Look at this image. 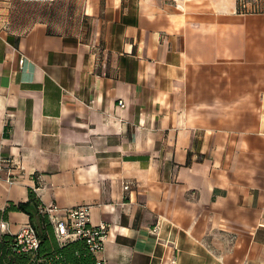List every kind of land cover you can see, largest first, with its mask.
Returning a JSON list of instances; mask_svg holds the SVG:
<instances>
[{
  "label": "crops",
  "instance_id": "1",
  "mask_svg": "<svg viewBox=\"0 0 264 264\" xmlns=\"http://www.w3.org/2000/svg\"><path fill=\"white\" fill-rule=\"evenodd\" d=\"M72 1L75 30L0 26V211L88 204L107 264H264V11Z\"/></svg>",
  "mask_w": 264,
  "mask_h": 264
},
{
  "label": "built area",
  "instance_id": "2",
  "mask_svg": "<svg viewBox=\"0 0 264 264\" xmlns=\"http://www.w3.org/2000/svg\"><path fill=\"white\" fill-rule=\"evenodd\" d=\"M120 106H124V103L120 102ZM1 162L3 166L9 168V173L13 170V166H16L14 160L9 157L2 158ZM6 181L8 184H13L16 178L11 175L6 178ZM123 187L125 190L129 189L130 182L125 181ZM40 211L47 216L52 225L57 246L62 247L80 240L86 252L92 257V264H107L102 252L109 232V224L106 221L92 223L88 204L61 207L57 203H50L40 207ZM6 224L5 220L0 219V242ZM152 231L157 232V225L152 228ZM10 235L12 251L24 259L21 264H71L57 252L39 253L41 239L36 227L29 222L22 224Z\"/></svg>",
  "mask_w": 264,
  "mask_h": 264
},
{
  "label": "rangeland",
  "instance_id": "3",
  "mask_svg": "<svg viewBox=\"0 0 264 264\" xmlns=\"http://www.w3.org/2000/svg\"><path fill=\"white\" fill-rule=\"evenodd\" d=\"M244 10L264 11V0H238ZM0 26L25 28L44 21L55 31L75 30L81 12L72 0H9L0 11Z\"/></svg>",
  "mask_w": 264,
  "mask_h": 264
},
{
  "label": "trees",
  "instance_id": "4",
  "mask_svg": "<svg viewBox=\"0 0 264 264\" xmlns=\"http://www.w3.org/2000/svg\"><path fill=\"white\" fill-rule=\"evenodd\" d=\"M237 7L240 11H250L242 9L238 0ZM40 207L42 206H40L35 192L30 189L26 201L18 202L16 205L10 204L3 212L0 211V215H5L9 210L26 213L29 217V223L36 227L41 239L39 253L57 252L65 257L67 261H70L71 264H92L93 259L84 249L82 241L71 242L62 247L57 246L52 225L47 216L40 211ZM11 239V235H2L0 242V264H21L24 261L22 256L12 251L10 246Z\"/></svg>",
  "mask_w": 264,
  "mask_h": 264
}]
</instances>
